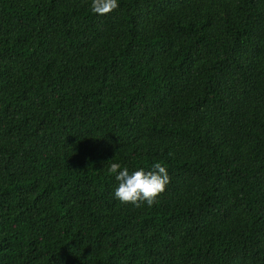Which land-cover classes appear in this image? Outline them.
<instances>
[{"label":"trees","instance_id":"obj_1","mask_svg":"<svg viewBox=\"0 0 264 264\" xmlns=\"http://www.w3.org/2000/svg\"><path fill=\"white\" fill-rule=\"evenodd\" d=\"M118 3L0 0V264H264V0Z\"/></svg>","mask_w":264,"mask_h":264},{"label":"clouds","instance_id":"obj_2","mask_svg":"<svg viewBox=\"0 0 264 264\" xmlns=\"http://www.w3.org/2000/svg\"><path fill=\"white\" fill-rule=\"evenodd\" d=\"M119 7L118 0H91V11L97 15L108 14ZM108 172L115 175L119 182L114 191V197L122 204H132L140 207L146 203L149 207L158 203V197L165 191L170 182L166 166L156 162L152 170L145 172L143 168L129 173L127 167L113 162Z\"/></svg>","mask_w":264,"mask_h":264}]
</instances>
